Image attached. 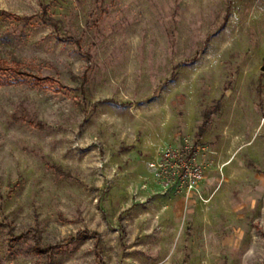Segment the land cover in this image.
Wrapping results in <instances>:
<instances>
[{"label":"rangeland","instance_id":"1","mask_svg":"<svg viewBox=\"0 0 264 264\" xmlns=\"http://www.w3.org/2000/svg\"><path fill=\"white\" fill-rule=\"evenodd\" d=\"M0 11V264H264V0ZM185 139L198 195L149 168Z\"/></svg>","mask_w":264,"mask_h":264},{"label":"built area","instance_id":"2","mask_svg":"<svg viewBox=\"0 0 264 264\" xmlns=\"http://www.w3.org/2000/svg\"><path fill=\"white\" fill-rule=\"evenodd\" d=\"M149 168L163 189H173L186 195H198L206 178L204 162L196 156L188 139L181 144L164 147Z\"/></svg>","mask_w":264,"mask_h":264},{"label":"water","instance_id":"3","mask_svg":"<svg viewBox=\"0 0 264 264\" xmlns=\"http://www.w3.org/2000/svg\"><path fill=\"white\" fill-rule=\"evenodd\" d=\"M0 13H1V11H0Z\"/></svg>","mask_w":264,"mask_h":264}]
</instances>
